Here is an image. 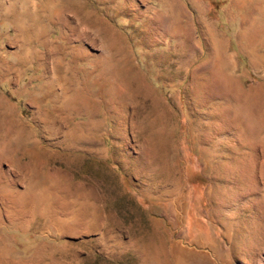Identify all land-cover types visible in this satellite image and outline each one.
Returning a JSON list of instances; mask_svg holds the SVG:
<instances>
[{"label":"rangeland","instance_id":"rangeland-1","mask_svg":"<svg viewBox=\"0 0 264 264\" xmlns=\"http://www.w3.org/2000/svg\"><path fill=\"white\" fill-rule=\"evenodd\" d=\"M0 264H264V0H0Z\"/></svg>","mask_w":264,"mask_h":264}]
</instances>
